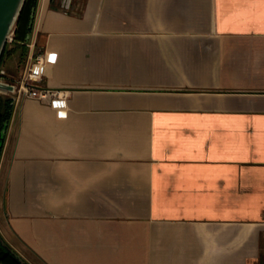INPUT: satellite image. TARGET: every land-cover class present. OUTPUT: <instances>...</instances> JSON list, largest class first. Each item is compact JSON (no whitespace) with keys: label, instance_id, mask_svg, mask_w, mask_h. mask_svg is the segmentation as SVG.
<instances>
[{"label":"crops","instance_id":"crops-1","mask_svg":"<svg viewBox=\"0 0 264 264\" xmlns=\"http://www.w3.org/2000/svg\"><path fill=\"white\" fill-rule=\"evenodd\" d=\"M60 2L30 43L62 95L13 103L4 239L30 264H264V0Z\"/></svg>","mask_w":264,"mask_h":264},{"label":"built area","instance_id":"built-area-1","mask_svg":"<svg viewBox=\"0 0 264 264\" xmlns=\"http://www.w3.org/2000/svg\"><path fill=\"white\" fill-rule=\"evenodd\" d=\"M76 0H61L60 5L64 12L72 11ZM15 34L9 36V43L13 44ZM29 48L28 62L23 75L18 80L17 99L33 97L41 100H54L61 97V91L46 84L44 66L46 63V52L43 47L34 51L32 43L26 42ZM7 71L0 70V81H6Z\"/></svg>","mask_w":264,"mask_h":264},{"label":"trees","instance_id":"trees-1","mask_svg":"<svg viewBox=\"0 0 264 264\" xmlns=\"http://www.w3.org/2000/svg\"><path fill=\"white\" fill-rule=\"evenodd\" d=\"M39 0H26L24 8L20 14L15 27V41L13 44L9 43L3 59L6 55L16 54L21 50V56L24 58L28 54V46L26 44V38L28 33L32 32L33 25L31 26L32 20L35 19L37 7ZM11 45H13L11 47ZM2 59V61H3ZM2 69V64L0 70ZM3 111H0V160L2 152L5 146V139H2V130L6 126V123L11 121L14 105L11 98H7L4 103ZM1 142H4L1 144ZM5 241L3 236H0V260L4 264H30L25 259H21L16 253H14L9 247L5 246L3 242ZM23 258V257H22Z\"/></svg>","mask_w":264,"mask_h":264},{"label":"water","instance_id":"water-1","mask_svg":"<svg viewBox=\"0 0 264 264\" xmlns=\"http://www.w3.org/2000/svg\"><path fill=\"white\" fill-rule=\"evenodd\" d=\"M25 2L26 0H0V67L2 64L3 56L9 45V36L13 33L15 34V27L20 17V14L24 8ZM33 24H34V20H32L31 26ZM30 39H31V32L28 33L26 42L29 43ZM28 54H29V50H28ZM17 85H18V80L12 83L7 82V81H0V90H4L10 93L11 92L15 93L14 95L9 97L13 100V103H15L16 100H18L17 99ZM8 125H9V122L6 123V126L2 130V139L6 138ZM3 143L4 142H1V144ZM0 236H2L1 232H0ZM3 244L9 247L21 259L23 260L25 259L6 240L3 242ZM0 264H4V263L0 260Z\"/></svg>","mask_w":264,"mask_h":264},{"label":"rangeland","instance_id":"rangeland-1","mask_svg":"<svg viewBox=\"0 0 264 264\" xmlns=\"http://www.w3.org/2000/svg\"><path fill=\"white\" fill-rule=\"evenodd\" d=\"M13 45H11V47H12ZM9 47V46H8ZM17 54H18V56H14V55H6L5 57H4V59H3V61H2V69H10V71H11V68H12V66H15V67H19V63H21L22 62V56H21V50H19L18 52H17ZM23 64V63H22ZM15 71H17V69L15 70ZM15 74H16V76L17 77H15V79L17 80H19V78L21 77V75L18 73V72H15ZM10 80V79H9ZM8 80V81H9ZM15 93H12L11 92V96L12 95H14ZM8 97H10V96H8ZM5 109V108H4Z\"/></svg>","mask_w":264,"mask_h":264}]
</instances>
